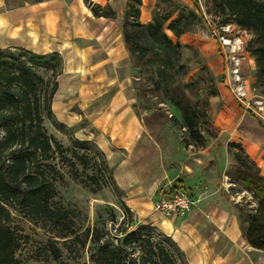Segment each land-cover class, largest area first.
Returning a JSON list of instances; mask_svg holds the SVG:
<instances>
[{
  "label": "rangeland",
  "instance_id": "374dc122",
  "mask_svg": "<svg viewBox=\"0 0 264 264\" xmlns=\"http://www.w3.org/2000/svg\"><path fill=\"white\" fill-rule=\"evenodd\" d=\"M171 1L193 5L191 0ZM84 2L88 6L89 2L96 1ZM126 2L102 0L100 3L116 11L115 17H107L113 19V29H122L120 15ZM198 2L205 19H195L193 30L180 38L169 30L167 32L174 41L180 40L183 45L182 60L189 67L186 80L190 85L186 92L200 117L201 137L190 134L183 124L179 108L170 101L167 94L155 88L147 74H140L141 78L136 76L140 69L136 67L133 58L125 70L133 76L127 95L133 102L131 114L139 119L142 133L137 134L138 137L132 145L127 144V148L121 145L125 144L122 142L123 127L113 123L111 126L104 125L103 119L95 120L91 115L85 116L75 97L54 102V94L51 103L53 113L50 116L44 114L47 133L56 137L65 147L87 152L91 162L96 160L98 168H102L105 175L97 171L102 187L94 190L95 185L89 186L83 181H89V175L94 169L83 171L82 166L77 164L81 179L76 180L60 157L47 161L55 166V172L64 175L63 181L55 182L57 195L52 203L54 207L64 208L62 224L43 217L31 218L14 210L12 225L20 238L16 254L21 264H59L50 251L51 241L60 247L63 262L90 264L87 251L89 242L83 246L86 229L97 221L100 226L104 225L115 232L114 228L119 227L123 218L126 222L120 228H127L129 232L134 230L145 234L147 231L137 228V225L139 222L148 224L146 229H150L154 239H164L175 250L178 264H186L181 255L184 252L173 237L139 218L128 205V199L132 196L142 204H154L161 193L189 171L198 169L215 189L221 184L233 197L232 202L247 200L255 205L251 193L244 189L240 181L235 180V148L229 145L230 142L241 144L244 153L257 163L252 158L254 156L262 164L260 166L257 163L264 174V152H261L264 149V96L253 86L255 59L249 53L245 56L241 53L251 34L236 24L217 25L213 16L207 13L211 0ZM169 5L170 0H142L140 19L143 22L150 21L157 6L164 9ZM229 50H232L231 54L235 57L240 56L238 65H235ZM37 68L45 78L44 88L50 89L55 77L58 80L59 75H53L50 62H40ZM102 142L106 143L107 150L113 152L111 157L101 148ZM67 154L70 155V152ZM203 159L205 163L202 168ZM204 187V191H207L209 185L204 183ZM138 189H142V192H138ZM124 204L133 210L132 218ZM113 215L117 218L114 227L110 220ZM131 220L137 222L132 224ZM69 228L75 233L67 237L57 235L62 230L71 231ZM167 238L173 242L166 241ZM246 250L248 264H264L263 250Z\"/></svg>",
  "mask_w": 264,
  "mask_h": 264
},
{
  "label": "trees",
  "instance_id": "16d2710c",
  "mask_svg": "<svg viewBox=\"0 0 264 264\" xmlns=\"http://www.w3.org/2000/svg\"><path fill=\"white\" fill-rule=\"evenodd\" d=\"M191 1L193 5L188 6L170 0L169 6L164 9L157 6L152 19L143 22L140 19L142 0H127L120 16L125 45L140 69L136 76L141 78L140 74H147L155 88L167 94L179 108L190 134L201 137L200 117L186 92L190 85L186 80L189 67L182 60L183 45L167 32L169 30L180 38L193 30L195 19H205L198 0ZM211 3L207 13L213 16L217 25L236 24L251 34L246 50L255 59L253 86L264 96V0H211ZM88 7L97 16H116V11L109 5L89 2ZM43 61L50 62L53 75L62 72V57L57 51L36 53L26 48L0 47V264H21L16 254L20 238L12 225L14 210L31 218L43 217L62 224L64 208L54 207L52 203L57 195L55 182L63 181L64 175L55 172V166L47 161L60 157L76 180L81 179L77 164L83 171L94 169L89 181L83 180L89 186L95 185L94 190L102 187L97 171L105 175L96 160L91 162L87 152L65 147L47 133L44 114L50 116L53 113L51 103L58 80L55 77L52 87L44 88L45 78L37 68ZM229 145L235 148V180L244 185L255 202L252 205L247 200H240L233 203V208L247 243L264 251V174L244 153L241 144L230 142ZM184 186V182L178 180L168 190ZM124 207L132 218L133 210L125 204ZM110 220L114 227L116 215ZM125 222L123 218L120 225ZM120 225L113 232L96 221L86 229L83 246L89 242L90 264H178L175 250L164 239L155 240L150 229H146L148 224L139 222L137 225L147 231L145 234L129 232ZM57 233L67 237L75 232L62 230ZM165 240L173 242L170 238ZM177 250L182 253L178 247ZM50 251L59 264H67L54 241L50 242ZM181 255L188 264L184 254Z\"/></svg>",
  "mask_w": 264,
  "mask_h": 264
},
{
  "label": "crops",
  "instance_id": "0c3cea01",
  "mask_svg": "<svg viewBox=\"0 0 264 264\" xmlns=\"http://www.w3.org/2000/svg\"><path fill=\"white\" fill-rule=\"evenodd\" d=\"M111 22L113 19L95 15L84 0H0V47L59 52L63 70L58 76L54 102L77 98L85 116L103 119L104 125L123 127L125 144L121 145L127 148L142 133V125L131 114L133 102L127 95L133 76L125 70L131 56L122 29H113ZM100 146L112 156L105 142ZM204 163L203 159L200 167ZM179 180L200 198L184 215L165 217L152 203L142 204L132 196L128 205L139 218L171 235L190 264H248L246 249H259L243 237L233 197L221 184L217 189L212 187L198 169L186 172ZM204 183L209 185L207 191ZM166 220L172 227L169 231Z\"/></svg>",
  "mask_w": 264,
  "mask_h": 264
},
{
  "label": "built area",
  "instance_id": "2783aa9c",
  "mask_svg": "<svg viewBox=\"0 0 264 264\" xmlns=\"http://www.w3.org/2000/svg\"><path fill=\"white\" fill-rule=\"evenodd\" d=\"M234 47V46H233ZM242 55L245 56L248 51L246 48H242ZM232 50H229V53L234 60L235 65H238L240 62V56L235 57L231 54ZM199 196H194L185 188H176L172 191L166 190L160 194L159 198L154 202V209L161 213L165 217H173L184 215L190 211L198 202Z\"/></svg>",
  "mask_w": 264,
  "mask_h": 264
},
{
  "label": "bare ground",
  "instance_id": "6f19581e",
  "mask_svg": "<svg viewBox=\"0 0 264 264\" xmlns=\"http://www.w3.org/2000/svg\"><path fill=\"white\" fill-rule=\"evenodd\" d=\"M165 225L168 231L172 228L170 222L167 220L165 221Z\"/></svg>",
  "mask_w": 264,
  "mask_h": 264
}]
</instances>
